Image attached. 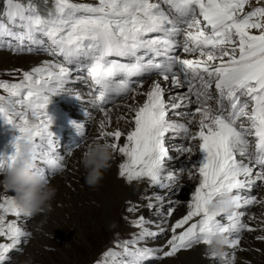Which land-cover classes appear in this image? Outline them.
Listing matches in <instances>:
<instances>
[{
    "label": "snow or ice",
    "instance_id": "snow-or-ice-1",
    "mask_svg": "<svg viewBox=\"0 0 264 264\" xmlns=\"http://www.w3.org/2000/svg\"><path fill=\"white\" fill-rule=\"evenodd\" d=\"M5 45L53 58L22 70L19 81L0 80L6 93L0 95V121L18 133L11 140L14 150L0 153V173L22 137L31 140L36 171L46 181L66 169L48 106L54 95L73 94L66 85L74 69L86 71L83 80L94 89L88 102L104 116L95 139L122 157L120 178L144 184L138 201L126 204L138 232L117 245L121 253L109 249L104 255L127 257L114 264H145L207 246L220 231L230 236L232 249L222 264H235L240 234L256 230L244 220L247 207L264 205V0H52L44 13L32 0H0V47ZM146 76L155 78L145 89ZM129 95V114L117 117L128 130H109L107 105ZM79 136L76 148L84 133ZM184 174L198 182L185 213L170 223L181 204L171 196ZM0 192V264H11L12 251L22 252L31 235L20 219L32 214L16 205L14 193ZM226 194L236 201L231 214L210 207ZM145 207L155 220L135 215ZM259 228L264 233V220ZM164 235L163 244L149 246ZM256 239L264 241V234Z\"/></svg>",
    "mask_w": 264,
    "mask_h": 264
},
{
    "label": "bare ground",
    "instance_id": "bare-ground-1",
    "mask_svg": "<svg viewBox=\"0 0 264 264\" xmlns=\"http://www.w3.org/2000/svg\"><path fill=\"white\" fill-rule=\"evenodd\" d=\"M33 53L38 54L36 51H33ZM10 55V53L2 54L0 59L4 61L5 65H16L13 63V59H15V62H18V59ZM30 57L31 59L27 61H32V64L30 63L31 66L28 68V70L34 66H39L43 61L50 59L48 57L38 55H32ZM73 71L74 72H72L70 76V82L66 85L67 89L73 90V94L61 93L58 94L57 97L53 96L48 106L49 113L53 117L51 131L54 133L56 138L58 150L66 157V169L62 172H56L55 174L51 175L49 177V181L52 186L55 187L58 185L66 188L67 191L66 193H63L59 189L55 188L56 193L53 200L51 201V209H57L54 212L45 210L44 212L32 215L30 217L32 218L31 220H29V218L20 219V224L22 227H24L27 231L29 227L32 229L29 231L31 233V237L35 229L40 225V219L50 221V223L47 225H45L47 221H44L43 223L46 233L50 235L55 234L53 230H55L56 225L54 223L59 224L61 227H64V223L69 226L75 225V230L77 232V227L80 231H83L85 224H94L95 228L97 227L99 230L104 227L103 224L107 223L108 225H110L109 223L121 225V227L125 228L122 216L125 215L129 220H131L132 217L131 214H128L127 212L125 213L126 204L128 201L137 202L144 188L143 182H133L129 184L124 179L119 177L118 164L121 162L122 157L116 153H113L110 167L104 171L102 178L95 186H90L85 183L87 170L82 163V154L91 141L97 136L99 131L98 122L101 119H104V116L97 109L93 108V106L88 102L91 98L89 96V92L90 90L94 91V89H90V81L89 83H85L83 80V77L87 76L86 71H77L75 69ZM74 73L76 74L75 76H79L80 79H73L72 76H74ZM154 78V76L145 77V89ZM184 90L185 89H173L172 91L183 92ZM75 92H79L81 94L80 100L74 97ZM143 99V96H138L136 101L142 102ZM132 103L133 100L129 95L128 97L117 100L115 99L113 104L107 105V107L110 109L109 114L112 120V123L109 125V130L114 129L116 126L121 127L125 131L128 130V124L125 122V120H117V117L127 116L129 112L128 109L124 107V105ZM86 112L91 114L90 118H87L88 115ZM81 113H84L85 116ZM72 121L83 123L84 128L82 130H76L71 123ZM193 129H195V125H193ZM80 131L84 133V136L82 142H80V146L76 148L74 144L78 143L80 140ZM64 138H67V142L64 140ZM192 146L194 148L193 159H195L199 155L198 142L193 141ZM69 148H71V154H69ZM3 151L6 153V150L0 149V153H3ZM172 154L175 155V153ZM183 158V156L180 157L181 162L184 161ZM181 182H183L184 187L181 190L179 189L173 192L171 196L172 199L178 198L181 201V204L176 206L174 215L169 218L170 223L174 222L175 219L185 213L186 202L191 198V192L194 190L193 186L198 182V180L195 177L189 179L188 176L184 174L181 176L180 184ZM84 190L85 192H83ZM0 194L3 193L0 192ZM183 202L185 203L183 204ZM96 203H100L102 205L107 204L114 213L111 214L109 210H107V212L102 210L103 215H101V219L102 216H104V219H100L101 222L99 224H97V221H86L87 219L92 221V215L99 212L97 210V206L95 205ZM117 207H119L118 209H120L122 212V215L120 216H116L115 212ZM140 214H143L146 218H151L153 220L156 219L153 210L147 209L146 207L142 208L141 211L135 215ZM249 215H254L255 218L248 220ZM244 220L245 222L255 226L256 230L251 232L245 230L240 234L241 244L240 248L236 250L235 264H245L246 261L249 262V264H264V241L256 239L258 235L264 234L259 228L261 220H264V205L248 206L247 215L244 217ZM53 224L54 226L51 227ZM61 227L58 228L59 231ZM166 239L167 236L164 237V239L149 240L148 242L151 246H156L163 244ZM181 252H187L183 253V255H181L182 257H180L177 261L183 264H194V262H198L197 264H222L221 258L210 257V252L207 250V246L204 244L198 245L189 251ZM226 252L231 254L232 249L227 248Z\"/></svg>",
    "mask_w": 264,
    "mask_h": 264
},
{
    "label": "rangeland",
    "instance_id": "rangeland-1",
    "mask_svg": "<svg viewBox=\"0 0 264 264\" xmlns=\"http://www.w3.org/2000/svg\"><path fill=\"white\" fill-rule=\"evenodd\" d=\"M25 2H27V0H25ZM32 2L38 6L39 10L43 9L47 11L52 7V0H47V2H45V0H32ZM76 2L91 3V2H95V0H76ZM36 52H38V54H34L33 51L31 53L27 51L24 52L12 51L6 45L0 47V57L2 54L10 53L11 54L10 56L16 57L18 59V62H15L14 61L15 59H13V63H15L18 67L12 64L5 65L4 61L0 59V80L16 82L19 79H21L22 70H28V68L32 64V61H27L31 59L30 56L32 55L45 56L50 59L53 58L42 50ZM73 75H74L72 76L73 79H78L79 76L78 77L75 76L76 75L75 73ZM0 95H6V93H4L2 89H0ZM57 96L58 95H54V97ZM86 113L88 115L87 118H90L91 114L88 112ZM81 114L84 115V113ZM13 133L18 134L15 133V130L11 129L10 126L5 125L2 121H0V149L6 150L5 151L6 153H11L14 150L12 149L13 147L11 145V140L14 135ZM64 140H66L67 142V138H64ZM183 160H184L183 162H185V158H183ZM180 185H181L180 188L181 190L184 187L183 182H181ZM55 188L59 189L63 193H66L67 191L66 188L58 185L55 186ZM83 192H85V190ZM184 203L185 202H183V204ZM95 205L97 206V210L99 212L94 213L92 215V221L90 219H87L86 220L87 222L97 221V224H99L101 220L104 219V216H102L101 219V215H103V211L107 212V210H109L111 214H114L111 208H109L107 204L102 205L100 203H96ZM118 208L119 207H117L115 212L116 216L122 215L121 210ZM55 210L57 209L54 210L51 209L50 211L54 212ZM126 212L127 211L125 210V213ZM132 218L133 216L131 217V219ZM31 219L32 218H29V220ZM122 219L125 228L121 227V225H116L113 223L112 224L109 223L110 225H108L107 223V224H103L104 227L99 230V228L97 227L95 228L94 224L92 225L85 224V228H83V231H80L77 227L78 232L75 230V225L69 226L64 223V227H61L59 224L54 223L56 225V228L55 230L52 229L55 233L53 235L46 233L45 226L43 224L44 221H47L45 224L47 225L50 223V221L40 219V225L38 226V228L35 229L32 237L30 235L31 239L28 237L27 243L22 245L23 248L22 252L12 251L11 264H114V261L118 262L122 259H127V257L121 255H116V256L104 255V253H106L107 250L109 249H112L114 253L117 254L121 253L122 248L118 247L117 245L122 244L124 240L131 239L133 234L138 232V229H136L130 223V220L125 215L122 216ZM54 224L51 227H53ZM59 227H61L60 231L58 230ZM149 227H154V226H149ZM31 230L32 229L29 227L28 232ZM166 236L167 235L160 236L158 239H164V237ZM202 244L203 243L199 245ZM149 246L151 245L149 244ZM196 246L198 245H194L193 248ZM181 251H189V250H180L171 257H166L158 260L149 259L145 261V264H183L177 261L180 257H182L181 255H183V253H187V252H181ZM197 263L194 262V264Z\"/></svg>",
    "mask_w": 264,
    "mask_h": 264
},
{
    "label": "clouds",
    "instance_id": "clouds-1",
    "mask_svg": "<svg viewBox=\"0 0 264 264\" xmlns=\"http://www.w3.org/2000/svg\"><path fill=\"white\" fill-rule=\"evenodd\" d=\"M15 145L16 152L12 163L0 173V188L14 193L16 205L27 213L35 215L45 210L50 211L56 189L36 171L31 140L22 137L15 141ZM112 158L113 150L104 140H92L82 154V163L87 170L85 183L95 186L104 171L110 167ZM210 207L231 214L236 211V201L231 194H226L215 200ZM209 239L207 250L223 258L231 243L230 236L217 231ZM245 264L249 262L246 261Z\"/></svg>",
    "mask_w": 264,
    "mask_h": 264
}]
</instances>
